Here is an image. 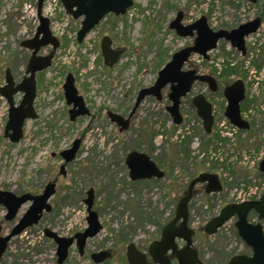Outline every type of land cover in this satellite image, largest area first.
Listing matches in <instances>:
<instances>
[{"label":"rangeland","instance_id":"1","mask_svg":"<svg viewBox=\"0 0 264 264\" xmlns=\"http://www.w3.org/2000/svg\"><path fill=\"white\" fill-rule=\"evenodd\" d=\"M133 1L125 14H107L82 43L77 41L82 18L65 13L60 0L47 1L46 7L51 4L57 13L52 29L61 45L52 66L37 73L35 109L39 117L26 121L19 142L5 136L9 105L0 95V188L15 194H35L56 180L54 202L61 211L54 225L68 236L87 226L84 198L93 187L94 209L104 228L89 239L87 251L110 247L115 257L107 264H128L127 245L134 242L147 248L159 237L163 223L174 217L192 178L205 171L217 173L223 190L207 194L203 184H198L190 202L189 224L197 230L194 246L205 264H227L234 254L251 253L238 234L236 217L214 235L206 234L204 226L221 206L259 199L264 194V173L259 169L264 159V0ZM36 9L37 0H0V87L6 83L8 67L17 82L25 74L31 51L22 47L21 41L35 34ZM179 11L184 13L185 24L207 16L214 30L233 29L257 16L263 20L260 30L247 38L245 56L225 39L210 52L209 60L192 55L185 69L196 68L200 73L216 76L221 88L210 96L206 85L196 82L182 100L183 124L176 125L166 109L171 104L168 85L162 100L145 98L130 127L120 131L108 111L128 117L140 89L153 85L173 54L194 41V37H180L169 27ZM105 36L111 38L115 49L124 50L112 67L105 65L101 51ZM47 49L41 53H47ZM217 62L222 68L231 62L235 71L221 76ZM69 72L74 74L75 84L90 110V114L75 120L70 119L72 105L67 103L63 89ZM237 79L246 85L241 110L251 124L248 130L234 128L224 115L227 99L223 89ZM201 93L215 103L216 123L210 134L191 104L192 98ZM21 99L22 93L17 94L16 102ZM220 133L221 140L217 138ZM76 138L82 140L80 149L63 175L60 171L65 159L60 152L70 148ZM134 149L148 153L166 170L167 175L158 185H131L123 162ZM171 159L173 165L168 166ZM66 193L70 194L69 199L64 198ZM30 205L31 202L25 203L16 219L7 221V209L0 204V222L7 233ZM52 220V211L45 213L37 225L12 238L1 264H58L56 246L44 233L46 228L52 229ZM249 220L257 222L258 213L252 211ZM262 223L264 226V219ZM65 264L95 263L89 254L82 257L74 245Z\"/></svg>","mask_w":264,"mask_h":264},{"label":"water","instance_id":"2","mask_svg":"<svg viewBox=\"0 0 264 264\" xmlns=\"http://www.w3.org/2000/svg\"><path fill=\"white\" fill-rule=\"evenodd\" d=\"M248 1L256 2V0ZM44 2L45 0H38L37 16L40 23L34 37L21 43L23 47L32 50L27 64V74L17 83L11 69L8 67L6 69V83L0 87V94L9 104V118L5 127V136L13 142H19L24 136V126L28 119L39 117L35 109L37 96L36 74L52 65L55 51L61 44L59 38L50 29V19L43 15ZM61 2L67 13L71 14L73 18H82L81 27L77 33L79 43L84 41L107 14L123 15L134 5L133 0H61ZM182 20L183 12L180 11L170 22L169 27L181 37L196 35L194 43L175 52L171 60L158 72L155 83L140 89L135 105L127 119H124L118 113L109 111L110 118L121 125V130L129 127L136 109L147 96L151 95L157 100H161L163 91L168 85H170L168 97L171 104L166 109L172 116L173 122L176 125H181L184 121L180 109L182 98L191 91L195 82L207 83L213 92L219 89L217 79L214 76L198 74L196 69H184L191 55L196 53L205 59H209V52L217 47L221 39L230 42L233 47L245 54L246 37L255 33L262 23L261 18L256 17L231 30H214L210 27L205 15L190 24H183ZM49 45H52L53 52L49 55H39V51ZM101 49L104 63L107 66L115 65L124 52L123 49H115L111 38L108 36L103 37ZM63 89L67 103L72 105L70 109L71 120H75L80 115L90 114L84 97L79 93L75 84L73 73L69 72L67 74ZM21 92L23 93L22 99L17 103L16 95ZM224 95L227 99L225 116L239 129H249L250 123L243 119L241 115V103L246 97L245 83L242 80H237L227 85L224 88ZM193 103L196 106L198 116L203 120L205 130L211 133L214 125L212 103L203 94L196 95ZM80 144L81 139L77 138L71 148L61 152L66 162H70L76 157ZM127 163L133 179L151 178L153 176L162 178L165 175L157 163L144 152L132 151L127 157ZM259 168L264 172V159L260 162ZM62 173L65 174V164L62 165ZM200 183L206 184L205 191L208 194L223 190L222 180L214 172H202L190 181L186 194L178 202L174 219L164 227L161 239L152 242L150 245V254L154 262L172 264L171 252L177 258L178 264H204L199 250L193 246L196 230L189 225V204L193 198L195 187ZM55 187V183L49 182L44 192L39 195H33L30 192L17 195L12 191L0 189V203L7 207L6 219L8 220H13L17 216L23 204L28 201L32 202L8 235L2 234L3 228L0 224V264L7 250L8 242L28 227L38 224L44 210L50 211L52 209L49 199L55 192ZM93 202L94 190L90 189L86 198L89 226L85 232L75 235L81 252H83L87 239L95 236L102 229L98 213L92 209ZM252 211L258 213L259 221L256 223L249 220ZM233 217H236L235 226L239 236L252 249V253L250 255L245 253L235 254L227 264H264V227L261 222L264 219V195L259 200L226 204L218 215L206 223L204 230L208 235H214L219 228ZM45 232L47 236L53 237L58 243L59 264H62L68 256V249L73 244L74 238L62 237L49 228ZM178 239L184 240L185 245L183 247H179ZM109 256L108 251L93 254L96 262H101ZM127 257L130 264H147L146 254L141 252L134 243L129 244Z\"/></svg>","mask_w":264,"mask_h":264},{"label":"flooded vegetation","instance_id":"3","mask_svg":"<svg viewBox=\"0 0 264 264\" xmlns=\"http://www.w3.org/2000/svg\"><path fill=\"white\" fill-rule=\"evenodd\" d=\"M258 0H256V2H257ZM251 2V1H250ZM253 3H255V2H253ZM65 10V13H67V11H66V9H64ZM61 12V11H60ZM180 12V11H179ZM178 12V13H179ZM177 13V14H178ZM55 14H57V13H53L52 14V16H50L49 14H47L46 13V11L44 10V8H43V15L44 16H46V17H48L49 19H50V29H51V31H52V33L55 35V33L53 32V29H55V27H54V21H53V18L55 19ZM67 14H69V13H67ZM110 14V13H109ZM71 15V14H70ZM36 16H37V9H36ZM177 16V15H176ZM207 17V16H206ZM257 17H260L261 18V21L263 20V18H262V16H257ZM256 18V17H255ZM254 18V19H255ZM37 19H38V16H37ZM183 19H184V13H183ZM208 19V18H207ZM251 20H253V19H251ZM38 26H39V19H38ZM182 23L183 24H185L184 22H183V20H182ZM193 23V22H192ZM209 23V22H208ZM190 24V23H189ZM261 25H262V23H261ZM261 25H260V27H261ZM38 26H37V28H38ZM211 27V26H210ZM260 27H259V29H260ZM37 28H36V30H37ZM53 28V29H52ZM258 29V30H259ZM228 30V29H227ZM229 30H231V29H229ZM257 30V31H258ZM35 33H36V31H35ZM35 35V34H34ZM34 35L32 36V37H34ZM55 36H57V35H55ZM31 37V38H32ZM58 37V36H57ZM181 37V36H180ZM189 37H194V40H195V37H196V35H193V36H189ZM31 38H28V39H31ZM25 40H27V39H25ZM59 40H60V38H59ZM22 41H24V40H22ZM22 41H21V43H22ZM78 41V40H77ZM60 42H61V40H60ZM113 42V41H112ZM228 42V41H227ZM193 43H194V41H193ZM192 43V44H193ZM230 43V42H229ZM192 44H190V45H192ZM218 44H219V42H218ZM218 44H217V47H218ZM61 45V44H60ZM230 45H231V47L233 48V49H236L237 51H239L237 48H235V47H233L232 46V44L230 43ZM21 46H22V44H21ZM187 46H189V45H187ZM23 47V46H22ZM50 47H51V49H50ZM60 47V46H59ZM186 47V46H185ZM216 47V48H217ZM25 48V47H24ZM45 48H48L46 51H47V53H41V51L43 50V49H45ZM184 48V47H183ZM216 48L214 49V50H216ZM27 49V48H26ZM28 50H30V49H28ZM213 50V51H214ZM31 51V53H32V50H30ZM57 51V50H56ZM56 51H55V53H56ZM101 51H102V49H101ZM53 52V47H52V45H49V46H46V47H43L40 51H39V55H49L50 53H52ZM239 52H241V54L243 55V56H245L243 53H242V51H239ZM246 53H247V42H246ZM194 54H196V53H193L192 55H194ZM192 55H191V57H192ZM199 55V54H198ZM54 57H55V55H54ZM122 57V56H121ZM191 57L189 58V60H188V62L185 64V66H184V69H185V67H186V65L190 62V59H191ZM54 59V58H53ZM121 59V58H120ZM53 63V62H52ZM220 63V62H219ZM106 65V64H105ZM217 65V64H216ZM114 66V65H113ZM218 66V65H217ZM228 66H230V67H233L234 65H232L231 64V62H228L226 65H225V67L224 68H222V65H221V63H220V71H219V73L221 74V76H222V74H223V71H224V69L226 68V67H228ZM109 67H112V66H109ZM49 68V67H48ZM234 68V67H233ZM26 69H27V67H26ZM47 69V68H46ZM193 69H196V68H193ZM223 69V70H222ZM186 70V69H185ZM190 70V69H189ZM197 70V69H196ZM43 71V70H42ZM42 71H39V72H42ZM222 71V72H221ZM197 72H198V74H201L198 70H197ZM38 73V72H37ZM27 73H26V70H25V74H24V76L26 75ZM210 75H212V74H210ZM23 76V77H24ZM212 76H214V75H212ZM216 79H217V82H218V85H220V79H218L216 76H214ZM15 78V77H14ZM220 78V77H219ZM23 79V78H22ZM21 79V80H22ZM16 80V79H15ZM36 80H37V74H36ZM17 82V81H16ZM20 82V81H19ZM197 82H199V81H197ZM18 83V82H17ZM196 83V82H195ZM195 83L193 84V86H192V89H193V87H194V85H195ZM206 85V84H205ZM206 89H207V92H208V94L210 95V96H215L214 94H213V92H211L210 91V89H208V86L206 85ZM192 89H191V91H192ZM191 91L188 93V94H190L191 93ZM22 93V92H21ZM18 94H20V93H18ZM187 94V95H188ZM22 95H23V93H22ZM163 95H164V91H163ZM186 95V96H187ZM138 96V95H137ZM149 96H151V95H149ZM185 96V97H186ZM206 96V95H205ZM37 97V96H36ZM148 97V96H147ZM146 97V98H147ZM154 97V96H153ZM185 97H183V98H185ZM137 98V97H136ZM163 98V97H162ZM183 98H182V100H183ZM193 99H194V97L192 98V100H191V104H192V106H194V109H195V115H197L198 116V114H197V109H196V106L194 105V103H193ZM208 99V98H207ZM162 100V99H161ZM135 102H136V100H135ZM142 103V102H141ZM211 103H212V107H213V114H214V124L216 123V115H215V109H214V105H215V103L214 102H212L211 101ZM181 104H182V102H181ZM135 105V104H134ZM88 107V106H87ZM134 107V106H133ZM132 111V110H131ZM116 113V112H115ZM131 113V112H130ZM182 113V112H181ZM119 114V113H118ZM108 115H109V111H108ZM119 115H121V114H119ZM130 115V114H129ZM129 115H128V117H129ZM183 115V114H182ZM225 115V114H224ZM241 115H242V110H241ZM80 116H82V115H80ZM121 116H123L124 117V119H127L128 117H125L124 115H121ZM134 116V115H133ZM133 116H132V118H133ZM243 116V115H242ZM79 117V116H78ZM110 117V116H109ZM183 117H184V115H183ZM199 117V116H198ZM132 118H131V120H130V124H129V127H130V125H131V122H132ZM201 118V117H200ZM228 119V118H227ZM112 120V119H111ZM201 120H202V118H201ZM229 120V119H228ZM113 122H115V121H113ZM117 123V122H116ZM183 123H184V121H183ZM182 123V124H183ZM202 123H203V120H202ZM118 124V123H117ZM118 126H119V130L120 131H124V130H126V129H124V130H121V125H119L118 124ZM214 126V125H213ZM128 127V128H129ZM127 128V129H128ZM212 131H213V128H212ZM219 136H221V133H220V135ZM217 138H218V136H217ZM77 139V138H76ZM221 139H222V136H221ZM73 143H74V141H73ZM81 143H82V140H81ZM73 145V144H72ZM80 146H81V144H80ZM72 147V146H71ZM70 147V148H71ZM80 149V148H79ZM65 150V149H64ZM63 151V150H62ZM61 151V152H62ZM79 151V150H78ZM132 151H137V150H132ZM131 151V152H132ZM61 152H60V154H61ZM131 152H129L127 155H126V157H125V159H124V162H123V164L126 166V168L128 169V174H129V178H130V182H131V185H133V186H137V185H142V186H144V185H147V186H150V185H152V184H155V185H158L159 183L158 182H160V180L161 179H163L166 175H167V172H166V170L165 169H163L162 167H160V165L158 164V162H156L157 163V165L159 166V168L161 169V170H163L164 171V173H165V175H164V177H162V178H159V177H156V176H153V177H151V178H139V179H133L132 178V176H131V174H130V169H129V166H128V163H127V157L129 156V154L131 153ZM138 152H141V151H138ZM78 153V152H77ZM144 153H146V152H144ZM146 154H148V153H146ZM149 155V154H148ZM62 156V155H61ZM76 156H77V154H76ZM150 156V155H149ZM63 157V156H62ZM151 157V156H150ZM64 158V157H63ZM76 158V157H75ZM74 158V159H75ZM65 159V158H64ZM73 159V160H74ZM71 162V161H70ZM69 162H66V160H65V163H63V164H65V174H66V166H67V164H68ZM62 164V165H63ZM62 165H61V174H63V175H65L64 173H62ZM120 166H122V164H119ZM123 165V166H124ZM124 166V167H125ZM260 169V168H259ZM50 182H52V183H55V185H56V187H55V192L52 194V203H51V198L49 199V202L51 203V205H52V209L50 210V211H46V210H44V212H43V214H42V218H43V216H44V214L45 213H50L51 211H52V216H53V220H52V231H55V232H57L60 236H62V237H67V238H74V242H73V244L69 247V249H68V256H67V258L63 261V263L62 264H65L66 262H67V260L69 259V253H70V249L74 246V245H76L77 247H78V251H79V253H80V255L82 256V257H87L88 256V254H89V256H90V258H91V260L93 261V263H95V264H107L108 262H109V260L110 259H112V258H114L115 257V251H114V249L113 248H101V249H99V250H97V251H92V252H90V253H88V251H87V246H88V241H89V239L90 238H93V237H95L97 234H99L101 231H102V229L104 228V226H103V224L101 223V221H100V223H101V225H102V229L95 235V236H93V237H89L88 239H87V241H86V245H85V247H84V249H83V252H81L80 251V248H79V245H78V239L75 237V235L77 234V233H82V232H85V230L88 228V226H89V224H88V220H87V218H88V215H89V211H88V204L86 203V198L88 197V191L90 190V189H93L94 190V202H93V206H92V209L94 210V211H96L95 209H94V204H95V189L93 188V187H90L88 190H87V194H86V197L84 198V202H85V204L87 205V218H86V220H87V226L82 230V231H78V232H76V233H74L73 235H68V236H65V235H63V234H61L60 232H58L56 229H55V221H56V219H57V217L60 215V211H61V209H59V208H57V206H56V204H55V202H54V198H55V196L57 195V192H58V187H57V181L56 180H53V181H50ZM49 183V182H48ZM47 183V184H48ZM46 184V185H47ZM46 185L44 186V188L42 189V190H40V191H38V193H35V194H33V195H39V194H42L43 192H44V190H45V187H46ZM205 187H206V184H203V188H204V190H205ZM188 188V187H187ZM1 189V188H0ZM1 190H5V191H7V189H1ZM8 191H10V190H8ZM27 193V192H26ZM23 193H20V194H17V195H22ZM264 195V194H263ZM262 195V196H263ZM261 196V197H262ZM71 196H70V194H68V193H66L65 195H64V198L65 199H69ZM261 197L259 198V199H261ZM259 199H252V200H259ZM28 202H31V201H28ZM27 203V202H26ZM32 203V202H31ZM0 204H2V203H0ZM6 209H7V207L4 205V204H2ZM24 205V204H23ZM22 205V206H23ZM178 205V204H177ZM22 208V207H21ZM20 208V209H21ZM177 208V207H176ZM221 208H222V206H221ZM220 208V209H221ZM219 209V210H220ZM28 210V209H27ZM8 211V210H7ZM189 211H190V209H189ZM19 212H20V210H19ZM19 212H18V214H19ZM97 212V211H96ZM98 213V212H97ZM6 214H7V212H6ZM18 214H17V216H18ZM25 214V213H24ZM23 214V215H24ZM175 214H176V212H175ZM22 215V216H23ZM16 216V217H17ZM21 216V217H22ZM99 216V215H98ZM16 217L13 219V220H15L16 219ZM20 217V218H21ZM174 217H175V215H174ZM174 217L170 220V221H172L173 219H174ZM20 218L19 219H17L16 220V222H15V224L13 225V227L16 225V223L20 220ZM42 218L40 219V221L42 220ZM234 218V217H233ZM232 219V218H231ZM230 219V220H231ZM5 220H7V221H13V220H8V219H6V215H5ZM99 220H100V218H99ZM189 220H190V216H189ZM39 221V222H40ZM170 221H167V222H165V223H163V226H162V230H161V233H160V235H159V237L157 238V239H155V240H153L152 242H154V241H157V240H160L161 239V237H162V232H163V229H164V227L170 222ZM229 221V220H228ZM38 222V223H39ZM179 223V222H178ZM227 223V222H226ZM225 223V224H226ZM0 224L2 225V228H3V230H2V234L3 235H8L10 232H11V230L13 229V227L10 229V232L9 233H7L6 232V230H5V228H4V226H3V223L2 222H0ZM224 224V225H225ZM263 224V223H262ZM34 225H37V224H34ZM33 225V226H34ZM223 225V226H224ZM222 226V227H223ZM30 227H32V226H30ZM221 227V228H222ZM264 227V226H263ZM29 228V227H28ZM27 228V229H28ZM221 228H219V229H221ZM47 229V228H46ZM45 229V230H46ZM45 230H44V233H45V235H46V232H45ZM26 231V230H25ZM205 231V230H204ZM219 231V230H218ZM24 232V231H23ZM22 232V233H23ZM196 232H197V230H196ZM21 233V234H22ZM21 234H19V235H21ZM19 235H17V236H19ZM195 235H196V233H195ZM194 235V236H195ZM47 236V235H46ZM16 237V236H15ZM48 238H51L52 239V242L54 243V245L56 246V254L54 255L55 256V260L57 261V263L59 264V255H58V243L56 242V240L53 238V237H49V236H47ZM14 238V237H13ZM12 240V239H11ZM10 240V241H11ZM10 241L8 242V247H9V243H10ZM152 242L148 245V247L147 248H143V247H141L140 245H138V243H134V242H131V243H134V244H136V246H137V248L141 251V252H143V253H145L146 254V258H147V264H158V263H156V262H154V260H153V258H152V256H151V254H150V245L152 244ZM177 242H178V245H179V247H183L184 245H185V242H184V240H182V239H178L177 240ZM131 243H129V244H131ZM129 244L127 245V247H126V257H127V251H128V246H129ZM193 246H194V244H193ZM8 247H7V249H8ZM195 247V246H194ZM196 248V247H195ZM7 251V250H6ZM100 251H108L109 253H110V256L109 257H107L106 259H104L103 261H101V262H96L95 260H94V258H93V254L94 253H97V252H100ZM6 253V252H5ZM4 253V254H5ZM251 253H252V249H251ZM251 253H249V255L251 254ZM199 254H200V251H199ZM238 254H240V253H238ZM3 257H4V255H3ZM200 257H201V255H200ZM232 257V256H231ZM230 257V258H231ZM170 258H171V262H172V264H178V260H177V258L175 257V255H173V254H171V252H170ZM2 261V260H1ZM229 261V260H228ZM127 262H128V264H130V262H129V260H128V257H127ZM228 263V262H227ZM204 264H205V262H204Z\"/></svg>","mask_w":264,"mask_h":264},{"label":"trees","instance_id":"4","mask_svg":"<svg viewBox=\"0 0 264 264\" xmlns=\"http://www.w3.org/2000/svg\"><path fill=\"white\" fill-rule=\"evenodd\" d=\"M234 71H235V68L228 66V67H226V68L224 69L222 76L229 75V74H231V73L234 72ZM219 135H220V134H218L217 136H218L219 140H221V136H219ZM185 141H186V140H185ZM210 141H212V140L210 139ZM210 141H209V142H210ZM177 154H179L178 151H177ZM173 162H174L173 159H171V162H169L168 166H172V165H173ZM171 163H172V164H171Z\"/></svg>","mask_w":264,"mask_h":264},{"label":"built area","instance_id":"5","mask_svg":"<svg viewBox=\"0 0 264 264\" xmlns=\"http://www.w3.org/2000/svg\"><path fill=\"white\" fill-rule=\"evenodd\" d=\"M48 1H49V0H48ZM50 5H51V4H50ZM50 5H47V7H45V11H46L47 14H49L50 16H52V14L54 13L53 10H54L55 8L52 9V7H51ZM216 64H217L218 66H220V63H219V62H217Z\"/></svg>","mask_w":264,"mask_h":264}]
</instances>
